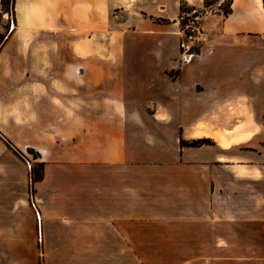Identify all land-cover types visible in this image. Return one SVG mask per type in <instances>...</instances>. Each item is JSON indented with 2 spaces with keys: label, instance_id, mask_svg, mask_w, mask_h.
<instances>
[{
  "label": "crops",
  "instance_id": "obj_1",
  "mask_svg": "<svg viewBox=\"0 0 264 264\" xmlns=\"http://www.w3.org/2000/svg\"><path fill=\"white\" fill-rule=\"evenodd\" d=\"M204 1L13 0L3 132L44 171L3 195L0 264L232 259L219 197L264 178V0L202 16L179 68L180 15Z\"/></svg>",
  "mask_w": 264,
  "mask_h": 264
},
{
  "label": "rangeland",
  "instance_id": "obj_2",
  "mask_svg": "<svg viewBox=\"0 0 264 264\" xmlns=\"http://www.w3.org/2000/svg\"><path fill=\"white\" fill-rule=\"evenodd\" d=\"M215 1H206L203 16L206 11L212 9L210 6ZM12 2L13 0H0V51L14 33L12 22L16 27V20L11 13ZM222 8L227 9L228 3H223ZM3 110L0 63V205L3 203L4 193H8L9 190L12 193L25 190L27 179L30 177L32 181L33 172L42 169V161L37 157L39 153L37 150L31 147L18 148L12 142H8L3 127L5 124L10 127L9 118L6 117V122ZM243 148L241 147V150ZM29 200L32 201L31 193ZM218 216L221 221H234L235 226L234 229H229L234 241L224 245L226 247L224 251L232 259L218 260L215 264H264V178L260 181H236L228 195L219 197Z\"/></svg>",
  "mask_w": 264,
  "mask_h": 264
},
{
  "label": "built area",
  "instance_id": "obj_3",
  "mask_svg": "<svg viewBox=\"0 0 264 264\" xmlns=\"http://www.w3.org/2000/svg\"><path fill=\"white\" fill-rule=\"evenodd\" d=\"M223 1L216 0L210 7L212 8L208 12L213 10H223ZM206 9V5L202 7L193 6L187 10L182 11L179 18V56L178 67H183L191 64L198 56L201 47L208 42V35L202 26L201 19L203 16V10ZM12 30L14 28V22Z\"/></svg>",
  "mask_w": 264,
  "mask_h": 264
},
{
  "label": "trees",
  "instance_id": "obj_4",
  "mask_svg": "<svg viewBox=\"0 0 264 264\" xmlns=\"http://www.w3.org/2000/svg\"><path fill=\"white\" fill-rule=\"evenodd\" d=\"M207 0L204 1V4L206 5ZM225 13H228L229 12V8L227 9H223ZM9 143H11L9 140H8ZM184 144L186 145H189V146H198L200 144H204V143H209V140L208 139H201V140H194L192 142H185V141H182ZM37 157H40V153H37ZM42 164V169L39 170V169H36L33 174H32V182H37L39 180H41L43 178V171H44V163L41 162Z\"/></svg>",
  "mask_w": 264,
  "mask_h": 264
},
{
  "label": "bare ground",
  "instance_id": "obj_5",
  "mask_svg": "<svg viewBox=\"0 0 264 264\" xmlns=\"http://www.w3.org/2000/svg\"><path fill=\"white\" fill-rule=\"evenodd\" d=\"M14 28H15V26H14ZM14 28H13V29H14ZM12 31H13V30H12Z\"/></svg>",
  "mask_w": 264,
  "mask_h": 264
}]
</instances>
